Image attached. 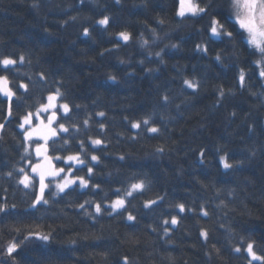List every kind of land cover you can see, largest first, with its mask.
I'll return each mask as SVG.
<instances>
[{"label":"trees","instance_id":"16d2710c","mask_svg":"<svg viewBox=\"0 0 264 264\" xmlns=\"http://www.w3.org/2000/svg\"><path fill=\"white\" fill-rule=\"evenodd\" d=\"M197 3L206 11L179 17L180 0H0V62L16 61L0 63L14 94L0 93V264H264L246 253L264 257L257 53L234 0ZM55 93L70 111L49 154L89 187L50 188L35 205L39 142L20 124ZM133 184L144 187L128 197ZM120 198L124 209L105 207Z\"/></svg>","mask_w":264,"mask_h":264},{"label":"rangeland","instance_id":"374dc122","mask_svg":"<svg viewBox=\"0 0 264 264\" xmlns=\"http://www.w3.org/2000/svg\"><path fill=\"white\" fill-rule=\"evenodd\" d=\"M83 1H92V0H83ZM191 3L193 5H198L197 0H191ZM199 6V5H198ZM180 7L181 4L179 6V10L180 11ZM187 7V4H186ZM202 12H197V14L193 15L192 12H188L185 11V15L184 16H180L179 17H185V16H196L201 14ZM247 15L246 11L243 8H237L235 6V9L233 11V13L230 15L231 19L233 21H235L237 23V25L239 26V28L245 33L246 36V40L248 42V33L242 29L240 27V24L238 22V17L240 19H244L245 16ZM218 28V32L220 33L219 35H214L212 33V36L215 38H220L222 36V33L219 29V26L217 25ZM120 39L125 41L121 36ZM249 44V43H248ZM250 47H252L255 52L257 53V59H256V66L258 67L259 70V75L264 83V76H261V72H264V55H262L259 50H257L256 48H254L251 44H249ZM14 65V64H12ZM12 65H8L5 67H9ZM4 78V77H3ZM7 80V79H6ZM6 87L7 90L9 92H11V96L9 97L8 95L5 94V92L3 90H0L1 95L8 100L9 104H11V101L14 97V94L10 88L9 82L7 80V84L6 85H0V88H4ZM50 96L55 97V99L53 101H49V99H47V103L46 105L41 108L39 111H37L34 114H29L27 117L29 122H25V118L21 121L20 124V129L22 131H24L26 133V138L28 139V141L31 140H37L39 142V144L37 145V148L35 149V155L38 159V163H36L35 165H33L31 167V175L35 176L38 178L39 180V193H38V197L41 195L40 189H41V183H40V177L41 175L44 176V185H46V187L44 188L43 191V200H45V193L46 191H48L50 188H52L55 192L56 195H59L73 187H79L81 190H87L89 187V183L87 182L86 186H81L80 184V179L81 178H75L72 177L71 175V171H65L64 169H58L55 166V159L52 158L49 154V150H48V143L52 140L58 137V135L60 133H64L65 131L63 130L64 128L62 127H57L56 123L58 120L59 115H67L70 111L69 107H68V111L65 112L63 109V105L59 102V95L57 93L52 94ZM53 105V106H50ZM45 108H47V110H45ZM51 119V123H49V120ZM21 125H23V127H21ZM98 145V144H96ZM39 149V152H38ZM69 157H78V156H69ZM69 157L64 159V162L66 163V165H71L73 167H80L83 164L80 162V159L78 157V159H72L70 160ZM225 161V158L222 160ZM52 181V182H51ZM67 181H74L73 183L69 184L68 187H66L64 189L63 192H60L59 189L57 188L58 184H64ZM141 190V189H137V190H133V188L130 190V192L132 193L131 195L127 196H132L133 193H135L136 191ZM43 200H41L40 202H35V205H39L44 203ZM118 200H123L124 201V205L123 207L120 208H116L114 209L112 207V205L118 201ZM156 203V202H155ZM155 203H148L147 206H152ZM126 206V200L125 198H120L117 199L115 201H113L110 204H107L105 207L108 208L111 212H118L122 209H124ZM101 209V207H100ZM101 211V210H100ZM99 211V212H100ZM254 251V250H253ZM246 253L249 256L250 261L255 262V261H261V260H254L252 259V256L248 253L247 249H246ZM256 254V253H255ZM257 255V254H256ZM258 256V255H257Z\"/></svg>","mask_w":264,"mask_h":264},{"label":"snow or ice","instance_id":"6c2138e0","mask_svg":"<svg viewBox=\"0 0 264 264\" xmlns=\"http://www.w3.org/2000/svg\"><path fill=\"white\" fill-rule=\"evenodd\" d=\"M180 4H181V7H180V11L178 12V15H180V16H184L185 15V11L192 12L193 15L197 14V12L206 11L205 8H200L198 5H193L191 3V0H180ZM186 4H187V7H186ZM234 5L237 8H243L246 11V13H247V15L245 16L244 19H240L238 17V22L240 24V27L242 29H244L248 33V43L251 44L257 50H259V52L262 55H264V0H234ZM108 22H109L108 21V17H104L103 19H101L99 21V23L101 25H107ZM161 22H163V21H161ZM218 24H219L218 21L213 20V26H212L211 31H212V33L214 35H219L220 34L218 32V28H217ZM219 27L223 28V25H219ZM84 34L88 35V30L87 29L84 30ZM227 35L231 36V33H227ZM120 36L125 41H127L129 39V35L127 33H120ZM21 60H23V57H21ZM0 63H3V65L8 66V65L15 64L16 61L12 60V59H9V58H5ZM261 76H264V72H261ZM243 80H244V74L241 73L240 74L241 83H243ZM185 83L190 88L195 87L191 82L185 81ZM6 84H7L6 78H0V85H6ZM22 87H26V86L22 85ZM0 90H3L5 92V94L8 95L9 97L12 95L11 92H9L6 87L0 88ZM221 94L223 95V93H221ZM48 99H49V101H53L55 99V97L49 96ZM165 99H167V97H165ZM50 106H53V105H50ZM62 107H63L65 112H67L69 110L67 104H64ZM45 110H47V108H45ZM99 115L102 116V115H104V113H100ZM25 122L26 123L29 122L27 118H25ZM49 123H51V119L49 120ZM144 123L147 124L148 121L145 120ZM139 126H140L139 124H133V127H135V128H138ZM0 127H2V125H0ZM21 127H23V125H21ZM61 127H63V126H61ZM63 130L67 131L66 128L63 129ZM149 130L152 131V132L158 131V129H156V128H151ZM93 143L94 144H99L101 142L99 140H95V141H93ZM38 152H39V149H38ZM69 159L70 160L78 159V157H69ZM92 159L96 160L97 157L93 156ZM223 159L224 158H222V160ZM80 162L82 163V161H80ZM224 167L225 168H230V167H232V165L225 161L224 162ZM21 171H23V169H21ZM91 171H92V169H89V172H91ZM9 175H11V173H9ZM43 181H44V176L41 175V177H40V183H41L40 192H41V195L39 197H37V202H40L41 200H43V191H44V188L46 187V185H44ZM73 182L74 181H67L66 183H64L62 185L58 184L57 188L59 189L60 192H63L64 189L66 187H68V185L73 183ZM20 183L24 184L25 187H28L29 183H30V180H29V178L27 176H25V178L22 179L20 181ZM80 184H81V186H86L87 182L83 178H81L80 179ZM143 187H144L143 184H133L132 185L133 190L142 189ZM131 194H132L131 192L128 193V195H131ZM43 202L47 203V200H43ZM150 203H155V201H152ZM123 205H124V201L123 200H118L112 205V207L114 209H116V208L123 207ZM81 207H83V206L81 205ZM178 207L180 208L181 211L184 210V206L182 204L179 205ZM100 210H101L100 209V205L97 204L96 205V211L99 212ZM0 211H4V209L0 208ZM205 215H207V213H205ZM128 219L129 220H133L134 217L129 215ZM165 223H167V221H165ZM171 223L172 224H176L177 220L175 218H173ZM201 234L204 235V236L207 235V233H201ZM40 239L47 240L48 236L47 235L40 236ZM16 248H17V245L15 243L10 244L8 246V249H7L9 255L12 252H14L16 250ZM236 251L239 252L240 249L237 248ZM247 251L252 256V259H254V260H264V257H260V256H257L255 254V252L253 251V244L252 243L248 244Z\"/></svg>","mask_w":264,"mask_h":264}]
</instances>
